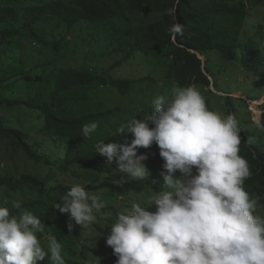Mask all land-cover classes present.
<instances>
[{
	"label": "trees",
	"instance_id": "1",
	"mask_svg": "<svg viewBox=\"0 0 264 264\" xmlns=\"http://www.w3.org/2000/svg\"><path fill=\"white\" fill-rule=\"evenodd\" d=\"M21 1L27 3L22 9L16 4L8 5L0 1V108L25 109L33 113V116H37V130L31 134L18 125L16 118L12 120L10 117L8 119L13 126H8L0 115V143L7 142L12 149L22 152L27 161L47 168L49 174L40 171L20 177L14 174L0 175V188H7L13 193L27 190L41 196L53 191L64 197L73 185H53L57 173L71 174L75 168L92 171L104 164V157L95 149L97 129L89 138L83 137L82 129L85 124L106 122L120 109L86 114L80 108L87 105L89 92L97 85L111 86L121 95H127L132 90L134 82L130 79H113L110 75L98 74L93 68H86L94 64L97 58L110 55V48L117 52L115 46L120 50L126 44L135 51L143 44L157 53L163 52L170 62L165 78L184 87H219L217 74L213 66L208 65L213 55L228 63L242 60L244 69L253 75H258L264 65L258 44L264 40V28L260 26L255 36L246 42L240 40L248 6L264 7L263 0ZM169 9L175 10L172 15L168 14ZM55 20L63 23L67 32L75 33V49L81 58L74 57V65L64 64L68 60L66 49L70 47L66 38L54 44L43 39L47 24ZM176 25L181 27L178 34L172 31ZM21 38L43 43L51 49L52 55L47 50L39 55V62L27 64L18 45ZM199 55L206 58V63ZM124 58L133 56L130 52ZM147 62L144 58L134 60L136 65H147ZM232 99L245 104V99L229 96L224 98L226 106H230ZM262 102L259 99L257 104ZM231 111L235 112V109L231 108ZM151 112L143 111L147 117ZM261 124L264 125V112ZM251 125L264 133V127ZM240 130L239 155L248 161L252 173L245 180L244 188L250 196L260 197L259 202L264 205V138ZM138 154L146 155L145 162L154 166L163 164L155 144L153 152L141 148ZM150 184L144 178L122 184L103 182L90 188L95 191L104 188L111 194L125 196L132 192L141 194ZM102 202L109 203V199L105 198ZM21 205V210L34 213L39 206L46 210L50 208L40 199ZM2 206L9 207L13 214L18 211L8 203ZM107 209L118 211L116 206L109 204L103 210ZM57 211L64 220L77 227L76 236L80 238V226L70 221L66 214ZM105 218L112 222L114 220L107 213ZM100 230L105 232L102 228ZM71 237L77 243L75 235ZM65 261L70 262L66 258Z\"/></svg>",
	"mask_w": 264,
	"mask_h": 264
},
{
	"label": "clouds",
	"instance_id": "2",
	"mask_svg": "<svg viewBox=\"0 0 264 264\" xmlns=\"http://www.w3.org/2000/svg\"><path fill=\"white\" fill-rule=\"evenodd\" d=\"M172 31L178 34L181 27ZM151 109L146 119L135 117L117 128V135L131 134L129 142L95 144L106 166L116 163L121 183L149 177L147 156L138 154L141 148L155 144L163 160V188L147 206L134 203L119 213L109 228L106 244L117 257L115 264H264V217L256 214L262 204L244 188L252 173L239 155L242 137L235 116L222 118L210 110L191 85H173L167 96L152 100ZM261 121L262 116L255 121L258 127H264ZM97 127L85 124L83 137ZM61 201L54 207L81 228L94 224L106 207L80 184L71 186ZM11 208L17 213L0 205V264H37L46 256L51 264H65L55 236H43L47 250L38 238L37 233H45L41 219L21 210L19 201ZM67 228L71 233L73 224Z\"/></svg>",
	"mask_w": 264,
	"mask_h": 264
},
{
	"label": "rangeland",
	"instance_id": "3",
	"mask_svg": "<svg viewBox=\"0 0 264 264\" xmlns=\"http://www.w3.org/2000/svg\"><path fill=\"white\" fill-rule=\"evenodd\" d=\"M0 1L8 5L16 4L20 9L27 5V3H23L21 0ZM248 8V16L240 32V40L243 43L249 38L254 37L260 26L264 28V7L249 5ZM47 27L43 38L44 41L54 44L66 38L70 47L66 49L68 52V60L64 64L74 65L76 63L74 57H76V59L81 58V55L75 49V33L67 32L66 26L58 20L49 22ZM262 33H264V29ZM258 44L260 53L264 58V40L259 41ZM18 45L21 47V51H23V58L29 65L39 62V55L42 54V52L45 53V51L49 50V53L52 55L51 49L48 46L30 38H21ZM115 49L117 52H113V49L110 48V55L97 58L94 64H89L86 68H93L98 74L110 75L113 79H130L134 82L132 90L127 95H121L117 89L111 86L97 85L96 88L89 92L88 103L86 106H82L80 111L86 114H97L111 109H120L117 115L110 117L106 122L98 124L96 139L97 142L105 141V143H108L114 140L118 143H127L132 138L131 134L117 135V128L135 117L138 119H146L147 115L145 116L143 111H152V100L159 95L167 96L172 86L177 84L165 78L170 62L163 52L160 53L158 51L157 53L154 49H148L143 44L136 47L135 51H132V48L126 44L122 45L120 50H118L116 46ZM139 50L143 53H139ZM130 52L133 58H135L134 60L141 58L146 59L148 61L147 65H136L133 58H124L126 55L130 54ZM199 57L206 63L205 57ZM208 65L213 66L217 74L219 87L215 89L211 86L209 89H203L199 86H194L204 96L206 104L222 118H227L229 114H233L238 121L240 129L254 133L257 137L263 136L264 138V133H262L259 128L251 125H256L255 121L257 119L260 120L262 109H264L262 106L264 104V65L260 68L258 75L248 73L242 65V60L237 63H228L221 60L217 55H213ZM209 77L211 78L210 75ZM228 94H231L234 98L245 99V104L236 99H232L230 101V106H226L224 98ZM257 98L261 99L263 102L257 104L259 100ZM231 108H234L235 112H232ZM256 112H259V114ZM0 115L4 117L5 123H8V126H13V124L9 122L8 118L10 117L12 120L16 118L18 125L31 134L37 130L35 126L37 116H33V113L25 109L7 110L5 108H0ZM249 122H251V124ZM101 132H103L102 135L104 136L101 135ZM153 148L154 144L147 150L153 152ZM144 163L150 172L149 177L145 178L148 179L151 184L147 185L146 191L141 194L132 192L125 196H120L116 193L111 194L104 188L96 191L91 190L90 187L92 185H100L103 182H117L122 184L120 180L122 174L115 171L117 168L115 162L110 166H106L104 163L92 171L75 168L71 174H56L53 185L60 183L68 185L80 184L84 186L86 191L91 195H98L101 201L108 198L109 203H105L106 206L109 204L118 208L117 212L109 211V209L104 211L102 209L100 213H97V220L94 224L87 228L80 227V238L76 236L77 227L74 225L72 232L69 233L67 220H64L58 213L57 208L54 207L55 203H62L61 199L63 197L59 196L60 194L57 192L50 191L47 194L38 196L35 191L26 190L13 193L7 188H0V205L7 203L12 205L17 201L22 204L40 199L41 202L48 204L50 208L46 210L43 209L42 206H39L38 210L32 213L41 219L45 229V234L37 233L45 250H47V241L43 239V236L50 234L55 236L58 242L61 243L64 259L70 260V262L65 261V264H71V262L75 261H77L78 264H115L117 257L113 254L111 247L106 244V238L110 231L109 228L111 224L116 220L119 213L131 209L132 206H130V204L133 205L134 203H138L141 206H147L149 198L155 196L157 191L163 188V185H159L163 180L161 176L162 166H154L148 162ZM40 171L48 172L49 174L47 168L36 166L34 163L27 161L22 152L12 149L7 142L0 143V175L14 174L20 177L25 174ZM51 172H55V170ZM177 175H179V173H177ZM153 180H156L158 183L153 185ZM150 210L154 211L155 209L153 207ZM106 213L113 217V222L112 220L104 219ZM256 214L264 217V205L258 204ZM100 228L105 232H102ZM71 235H75L77 243L73 240ZM37 264H51V261L46 256L43 260L37 261Z\"/></svg>",
	"mask_w": 264,
	"mask_h": 264
}]
</instances>
